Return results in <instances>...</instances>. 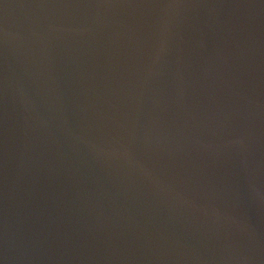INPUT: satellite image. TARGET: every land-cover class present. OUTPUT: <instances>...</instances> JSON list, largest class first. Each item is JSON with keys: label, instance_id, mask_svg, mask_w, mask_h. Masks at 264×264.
<instances>
[{"label": "water", "instance_id": "95a60500", "mask_svg": "<svg viewBox=\"0 0 264 264\" xmlns=\"http://www.w3.org/2000/svg\"><path fill=\"white\" fill-rule=\"evenodd\" d=\"M0 264H264V0H0Z\"/></svg>", "mask_w": 264, "mask_h": 264}]
</instances>
